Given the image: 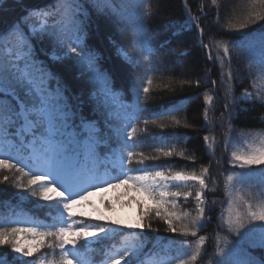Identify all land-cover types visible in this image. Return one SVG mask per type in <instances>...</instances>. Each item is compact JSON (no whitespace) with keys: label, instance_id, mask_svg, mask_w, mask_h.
<instances>
[{"label":"trees","instance_id":"trees-1","mask_svg":"<svg viewBox=\"0 0 264 264\" xmlns=\"http://www.w3.org/2000/svg\"><path fill=\"white\" fill-rule=\"evenodd\" d=\"M52 3L53 0H0V30H6L26 9L44 8ZM115 5L118 15L111 17L98 15L90 4H85L89 19L84 34V43L97 54L99 66L110 77L114 96L105 97L103 85H93L88 74L81 75L83 69L75 59L51 58L62 56L66 47L56 46L49 39H34L35 57L66 86L65 95L79 113L76 124H80L82 117L97 126L103 138L97 149L102 159L111 153L103 146L110 132L114 134L117 128L125 132L135 128L133 141L129 142L134 156L126 168L154 167L168 175L183 172L203 176L207 184L202 189L206 211L195 237L168 231V225L152 211L145 218L150 228H122L113 237L99 238V243L90 245L81 239L75 246L83 252L77 260L82 264H111L112 257L118 258L117 253L122 255L125 249L131 250V245L146 241L139 257L141 261L165 257L170 259V264H175L177 257L187 259L195 251L196 241L204 236L205 243L193 264H211L216 258L217 240L222 248L226 241L231 246L239 240L254 259L264 264V248L241 240L239 233L230 232L222 216L225 178L232 170L231 150L240 136L264 130V98L252 101L243 98L252 81V69L262 57L259 34L264 32V20L243 29L230 25L242 21L249 12L264 14V6H253L251 0H216L215 4L212 0H115ZM48 22L51 23L50 18ZM35 23L38 26L40 21ZM141 23L143 34L137 38L134 34ZM65 26L71 33L72 24L65 21ZM134 39L143 40V45L134 44ZM70 42L66 37L65 45ZM225 44L230 51L228 57H224ZM142 50L148 60H144ZM5 55L0 47V59ZM72 55L69 53V57ZM50 87L55 89L54 80L50 81ZM143 87H148V93H144ZM95 92L101 93L98 98ZM206 95L212 97L211 101L205 99ZM118 147L112 144L113 149ZM168 151L172 155H163ZM10 154L15 156V150ZM144 157L150 159L144 160ZM140 160L143 165L138 163ZM205 168L207 175L203 174ZM109 171L111 176L119 174L112 168ZM5 175L9 181L0 183V201H9V205L0 206V226L21 227L14 222L21 215L31 217L32 226H41V231L42 225L53 223L52 216L48 215V202L26 192L20 200L15 194L22 190L12 187L11 183L18 174L14 170L0 171V181ZM241 177L244 193L251 192L250 198L256 202V193L264 181V165L254 167ZM198 190L201 186L194 180L176 189L190 193L187 197L179 196L174 209L188 213L189 220L198 214L195 197ZM51 195L55 198V193ZM166 207L173 210L171 204ZM154 208L155 204L150 207ZM79 219L82 224H104L100 220L74 217L76 227L80 226ZM20 234L28 235L18 233L17 239ZM48 239L43 238L44 246H39L37 255L56 261L60 250L49 248ZM180 241H187V246ZM0 251L9 253V260L19 257L9 245H0Z\"/></svg>","mask_w":264,"mask_h":264},{"label":"snow or ice","instance_id":"snow-or-ice-1","mask_svg":"<svg viewBox=\"0 0 264 264\" xmlns=\"http://www.w3.org/2000/svg\"><path fill=\"white\" fill-rule=\"evenodd\" d=\"M212 2L215 4L216 0ZM251 3L253 6L257 4L264 6V0H251ZM85 4H90L98 15L111 17L118 15L115 0H53L52 4L44 8L26 9L24 14L13 21L6 30H0V47L7 53L3 59H0V171L14 170V173L18 175H15V179L11 181L12 187L22 190L15 195L23 200V193L26 192L31 197H38L39 200L48 202L46 205L49 208L48 215L52 216L53 220L51 224L42 225L43 231L40 230L41 226L26 228L0 226V245H9L12 252L20 254L19 257H11L9 260L10 254L0 251V264H31V261L22 258L33 256L38 249L21 245L17 239V234L21 232L40 237L41 241L47 237L49 238L47 246L60 250L59 259L50 261V264H82L74 254L75 246L81 239L87 243L90 238H97L99 243L101 234L105 239H109L114 233L121 232L123 227L143 229L147 226L150 228L151 224L147 223L145 218L152 211L168 225V231L195 237L197 225L206 211L202 189L206 188L207 184L203 176L183 172L166 176L162 171L151 172L143 168L137 170L140 173L138 175L127 174L130 170L126 169L125 165L131 163L134 156L129 142L133 141L135 128L127 132L117 128L114 134L110 132L103 146L110 150L111 167L113 170H118L119 174L111 176L107 169L103 173L100 171L103 165L98 162L97 149L103 138L99 136L94 123L85 122L81 117L80 124H76L79 113L76 106L70 103L69 97L65 95L66 86L46 66H43L42 61L36 59L32 43L34 39L41 41L49 39L56 46L66 47L67 50L62 56L53 55L51 58L54 60L65 57L75 59L77 65L83 69L81 75L88 74L89 82L93 85H103L102 92L105 97L114 96L107 71L101 69L97 54L84 43L89 19ZM49 18L51 23L48 22ZM37 20L40 21L39 26L35 23ZM258 20H264V14L259 11L249 12L242 21L231 24L230 27L243 29L250 24H255ZM65 21L72 24L71 33L67 31ZM142 34L141 23L134 36L139 38ZM66 37L71 40L67 45H65ZM133 43L143 45L144 42L141 39H134ZM259 46L262 57L258 73L264 78V32L259 34ZM204 47L207 48L208 45ZM223 47L224 57L230 56L227 44ZM118 51L123 50L118 49ZM69 53L73 55L69 57ZM143 58L148 60L147 55H143ZM125 59L130 62V58L125 57ZM229 79H232L231 74ZM53 80L56 83L54 90L50 87V81ZM148 83L150 84L151 80ZM143 91L148 93V87H143ZM100 94L95 92L94 96L98 98ZM205 99L211 101L212 97L206 95ZM136 107H139V99H137ZM225 107L227 108V105ZM127 127L128 125L125 124V128ZM207 139L205 137V140ZM112 144L118 145V149H113ZM13 149L15 156L10 154ZM163 155L170 156L172 152H164ZM232 158L233 162L238 163L241 168L264 165V147L253 149L245 154L233 152ZM81 159H84L85 164L80 165ZM143 159H150V157ZM89 160L95 161L92 167L87 165ZM138 163L143 165V160ZM207 173L208 169H203V174L207 175ZM232 179V176H228L229 181ZM188 180L198 181L201 186V190L195 193L198 214L191 220L188 219V213H179L174 210L175 200L166 199L181 195L187 197L190 193L168 191V186L162 183ZM8 181L9 176L5 175L0 183ZM122 185L135 188L154 202V209L146 207V210L141 213L140 220L144 222L122 225L121 228L100 225L94 228L75 226L73 207L86 202L89 196L93 195L87 187H92L96 191H107ZM52 193H55V198L51 195ZM247 195L251 197L252 193L249 192ZM256 195L262 199L260 205L254 206L251 200L240 196L237 190L238 203L242 206V211H237L234 216L230 215L224 223L227 224L230 232L239 233L241 240H246L253 246L258 241L259 246L264 248V224L259 226L258 237L255 235V228H246V225L252 221L264 222V181L261 182L260 191ZM169 203L173 208L171 211L166 207ZM8 205L9 201H0V206ZM97 219L108 220L109 218L101 215ZM112 223L122 224L118 220ZM242 229L244 231H241ZM144 243L146 241L131 245V250L125 249L122 255L117 253L118 258L112 257L111 264H146V261L139 259L143 254ZM179 243L187 246V241ZM204 243L205 237L200 236L196 241L195 251L187 259L175 258V264H193L198 259ZM67 245L73 248L69 250ZM43 246V243H40V247ZM215 257L211 264H261L250 255L239 240L231 246H228L226 241L223 248L219 246V240H217Z\"/></svg>","mask_w":264,"mask_h":264},{"label":"rangeland","instance_id":"rangeland-1","mask_svg":"<svg viewBox=\"0 0 264 264\" xmlns=\"http://www.w3.org/2000/svg\"><path fill=\"white\" fill-rule=\"evenodd\" d=\"M39 26V25H38ZM4 53L7 54L4 50ZM259 60L253 67L252 69V81L249 86V88L243 93V98L248 101L252 100H258L261 97L264 98V78H262L259 73V65H260ZM88 122V121H87ZM93 123V122H91ZM95 128L98 131L97 126L95 125ZM260 147H264V130L251 133L245 136H240V140L237 144H235L231 150L230 158H229V164L232 166V170H230L229 173H227L226 178H225V186H224V193H225V207L223 209L222 216L224 215V218H228L230 215H235L237 211H242V206L238 203V198H237V190H239V195L244 197L245 199L251 200V198L244 193L243 189V179H242V174L249 173L254 170V166H248L245 168H241L238 163L233 162L232 158V153L236 152L238 154H245L253 149H257ZM99 156V163H103L104 166L111 167V153L108 154L106 157H103V159ZM71 162V161H70ZM93 163L95 161L89 160L87 161L88 167H92ZM85 164L84 159L80 160V165ZM145 171H162L161 169L158 168H145L141 167ZM140 168V169H141ZM139 169V168H138ZM130 170L127 172L128 175H138L140 174L137 170ZM100 168V171L103 173L105 172ZM163 172V171H162ZM165 173V172H164ZM166 176H170L165 173ZM228 176H232L233 179L231 181L228 180ZM191 180L188 181H165L162 182L166 184L167 190L168 191H176L177 187H183L187 186L188 183ZM106 187V185H103ZM88 191H92L93 195L89 196L88 200L86 202H83L81 204H78L73 207L72 211L74 213V217H79V218H89L93 221L99 220L97 217L99 216H105L108 217V220H100L104 224H99L100 226L104 227H112L115 228L109 224H106V222H109L113 225V221H121V225H116L119 228L122 227V225H134L138 221L141 222L140 217L141 213L144 212L147 208H150L154 202L151 201L144 193L137 191L135 188H132L130 186L122 185L117 188H110L107 191H96L92 187H87ZM257 201L254 202L251 200V202L256 205L261 204V197L256 196ZM178 197H167L166 199L168 201L172 200H177ZM171 204V203H169ZM168 204V205H169ZM80 213H84V216L79 215ZM66 215V214H65ZM82 220L79 219L80 226H85V227H90L94 228L98 225H90V224H82ZM14 222L19 224L21 228H26V227H32V218L29 216L21 215L18 216L17 218L14 219ZM76 222V221H75ZM261 224H264V222L261 221H252L250 224L246 225V228H255V235L258 237L259 234V226ZM77 226V227H80ZM126 228V227H123ZM128 229V228H126ZM136 229V228H135ZM129 230H134V229H129ZM241 231H244L242 229ZM233 232V231H232ZM115 234V233H114ZM113 234V236H114ZM236 234V233H235ZM112 236V237H113ZM240 238V235H238ZM99 238H103V235ZM241 239V238H240ZM18 240L20 241L21 245L25 246H31L34 248H37L39 250V246L41 241L40 237H33L30 233H28L27 236L25 235H20L18 237ZM83 240V239H82ZM84 241V240H83ZM97 241V238H90L86 244H94ZM246 241V240H244ZM258 244V241L256 243ZM69 250L71 246H66ZM38 251H35L33 253V256L31 257H23L22 259H28V261H31V264H50V261L54 262L53 258H49L46 256H41L37 255ZM19 254V253H18ZM75 257L78 259L80 257V254L77 250L75 251ZM20 255V254H19ZM170 264L171 261L170 259H167L165 257L157 258V259H151L147 260L146 264Z\"/></svg>","mask_w":264,"mask_h":264}]
</instances>
